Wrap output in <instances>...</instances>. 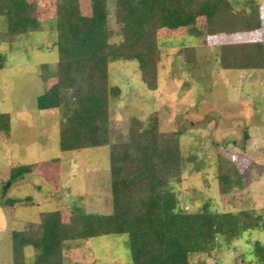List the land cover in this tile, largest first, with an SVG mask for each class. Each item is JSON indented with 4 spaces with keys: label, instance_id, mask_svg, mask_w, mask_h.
I'll use <instances>...</instances> for the list:
<instances>
[{
    "label": "rangeland",
    "instance_id": "1",
    "mask_svg": "<svg viewBox=\"0 0 264 264\" xmlns=\"http://www.w3.org/2000/svg\"><path fill=\"white\" fill-rule=\"evenodd\" d=\"M27 1L39 19L37 30L10 43L1 39L7 22L0 16V113L11 116L9 130H0V264H15L14 233L39 230L44 213L61 210L68 222L74 215L114 210L110 146L63 151L60 111L37 107L38 96L57 81V0ZM230 1L236 13L250 12L251 0ZM254 2L262 26L253 32L209 36L206 17L192 27L159 29L156 90L143 82L137 60L109 65L110 85L121 89L119 98H111V141L128 139L133 118L158 125L162 137L177 138L182 147L183 175L169 183L177 209L199 212L210 201L211 211L231 213L238 225L244 210L264 223V70L223 68L220 53L221 44L264 41V0ZM80 4L83 13H92L91 0ZM113 6L111 40L120 42ZM188 47L196 49L195 70L186 62ZM220 165L234 180L225 194L219 190ZM20 166L33 168L13 176ZM220 220L228 235L231 220ZM255 242L264 245L262 227L240 230L234 238L220 234L217 246L196 252L190 264H263L253 252ZM35 254L32 245L25 247L27 264ZM64 254V264H133L124 233L69 241Z\"/></svg>",
    "mask_w": 264,
    "mask_h": 264
},
{
    "label": "trees",
    "instance_id": "2",
    "mask_svg": "<svg viewBox=\"0 0 264 264\" xmlns=\"http://www.w3.org/2000/svg\"><path fill=\"white\" fill-rule=\"evenodd\" d=\"M112 1L120 42L111 40ZM248 7L250 12L236 13L230 0H91L92 13L85 14L80 0H57V81L38 96L37 107L60 111L63 151L110 146L114 210L106 215H74L68 222L61 210L44 213L39 230L14 233L15 264H27V245L36 251L33 264H64L67 242L121 233L129 236L133 264H190L196 252L217 246L220 234L234 238L240 230L264 229L261 216L252 211L240 212L239 227L232 223L231 213L211 211L210 201L199 212L178 210L169 183L183 175L182 147L177 138L162 137L158 125L147 127L133 118L128 139L111 141V98L121 93L119 86L110 85L111 62L137 60L143 82L156 90L162 59L159 29L192 27L199 17H206L209 36L253 32L260 29L262 19L254 0ZM0 16L7 22L1 39L10 43L39 26L27 0H0ZM185 52L186 62L195 70L196 49L188 47ZM220 54L223 68L264 70V41L221 44ZM10 118L9 113H0L1 131L9 130ZM32 168L17 167L13 176L28 174ZM218 181L224 194L234 184L222 165ZM220 216L231 220L228 235ZM253 252L264 264V245L255 242Z\"/></svg>",
    "mask_w": 264,
    "mask_h": 264
},
{
    "label": "water",
    "instance_id": "3",
    "mask_svg": "<svg viewBox=\"0 0 264 264\" xmlns=\"http://www.w3.org/2000/svg\"><path fill=\"white\" fill-rule=\"evenodd\" d=\"M11 183H12V182L10 181V182H8L7 185H5V186L3 187V189H2L3 194H5V193L7 192L8 188L11 186Z\"/></svg>",
    "mask_w": 264,
    "mask_h": 264
}]
</instances>
